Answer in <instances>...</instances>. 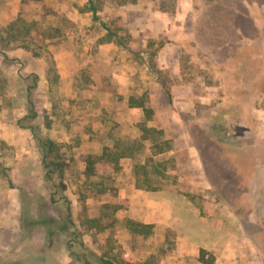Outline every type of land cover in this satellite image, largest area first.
<instances>
[{"label": "rangeland", "instance_id": "rangeland-1", "mask_svg": "<svg viewBox=\"0 0 264 264\" xmlns=\"http://www.w3.org/2000/svg\"><path fill=\"white\" fill-rule=\"evenodd\" d=\"M92 2L101 19L117 29L139 55L113 42L115 48L107 47L105 55H99V39L106 31L86 11L87 0H0V25L19 17L50 52V56L42 53L33 58L27 51L28 59L13 50L6 52L8 58L0 54V264H53V260L68 264L71 260L65 232L56 231L47 251L38 252L49 240L39 224L28 223L43 218L45 206L57 217L48 205L44 169L33 134L17 124L26 113L24 88L32 79L27 77L30 73L39 76L33 91L38 115L32 123L62 147L68 164L55 181L64 183L75 222L71 229L81 231L80 238L88 248L127 252L138 264H168L165 257L176 250L178 231L192 236L211 230L218 238L202 243L213 248V252L205 249L213 264L216 257L221 258V264H264V0ZM12 3L17 13L8 20ZM68 17H75L78 24ZM49 46L70 49H62L63 68L57 67ZM11 58L27 59V63ZM122 66L126 90L144 96L145 105L153 111L145 122L147 127L160 132L139 141L144 146L134 149L132 159L120 160L115 169L98 168L87 175L89 156L100 155L105 147L119 152L126 143L141 137L140 130L139 137L133 133L118 136L114 131L120 123L111 117L104 133L95 130L97 123H91L99 110L91 113L89 102L93 101V108L98 106L89 94L98 90L100 79V90L114 95L111 78ZM68 68L71 76L60 78L57 71L66 73ZM159 79L171 97L164 93ZM159 87L163 98L158 96ZM214 115L222 119L213 120ZM194 123L218 136L227 148L241 146L245 157L248 150L253 154L256 167L250 190L243 197L239 191H214L189 131ZM164 139L170 149L154 159L166 157L165 174L162 169L157 174L148 167L147 183L160 187L138 192L144 202L151 197L169 198L171 210L166 216L174 228H167L165 240L158 242L155 253H149L145 241L150 234L137 236L126 227L129 198L122 189L135 184L134 164L144 163L152 155L151 143ZM223 196L249 213L243 226ZM118 199H126L127 206L114 209ZM85 215L102 217L105 227L82 226ZM161 216L165 217L163 211ZM211 222L223 223L227 229L221 224L209 229ZM187 263L203 264L197 257Z\"/></svg>", "mask_w": 264, "mask_h": 264}, {"label": "trees", "instance_id": "trees-1", "mask_svg": "<svg viewBox=\"0 0 264 264\" xmlns=\"http://www.w3.org/2000/svg\"><path fill=\"white\" fill-rule=\"evenodd\" d=\"M86 11H89L92 20L98 22L106 31L105 35L99 39V42H113L117 46H121L132 52L134 55H139V51L132 50L130 45L123 41L117 29L111 27L107 22L101 19L92 0H87ZM37 38L36 33H32L27 22L20 21L18 17L10 21L6 26L0 25V54L4 58H8L7 51L20 48L28 51L33 58H40L42 53L46 56H50V52L42 47L40 39ZM11 60H19L23 64L27 63V59L23 58H11ZM29 76H32V79L30 82H25L24 88L26 113L17 119V124L21 127L28 128L33 134L35 146L40 155V162L44 169L43 186L49 194L48 205L57 215V217L51 216L47 212V206H45L43 218L38 221H28L29 224H33L34 222L39 224L45 238L49 240L46 246L40 247L38 252L47 251L53 234L56 231H63L67 234L66 249L68 256L71 258L68 264H73L74 261L81 262L82 264H138L127 252L119 251L116 254L113 253L110 248L101 251L98 246L95 250L88 248L84 244L82 238H80L81 231L76 227L71 229V227L75 226V222L72 216L70 199L65 193L64 183L61 180L55 181V177L61 176L64 172L68 164L67 159L61 151L62 147L60 143L48 135H42L32 123L38 115L34 106L33 91L37 87L39 76L36 73H30L27 77ZM159 82L164 93L168 97H171V93L164 82L160 79ZM128 104L131 107H138L142 111L144 119H140L137 123L141 132V137L126 143L125 147L119 152L115 151V149L109 150L105 147L100 155H95L94 157L89 156L85 167V173L87 175L92 174L98 168L115 169L119 166V161L123 158L132 159L134 149L144 146L143 143L139 141L142 142L145 140L149 133L157 134L160 132V130H156L155 128L147 127L145 123L152 118L153 111L145 105L144 96L131 94L128 99ZM218 118L222 119V116L218 117V115H214L212 117L213 120ZM189 131L198 151L204 175L214 191H239V197L240 195L243 197L247 191L250 190L249 185L254 174L253 168L256 167L253 154L248 150L246 153L248 156L245 157V152L241 146H232L231 149L227 148L226 144H224L218 136L213 135L211 131L199 124H192ZM150 148L152 150V155L148 157L144 163L134 164L132 171L136 186L145 190H155L160 187L151 186L147 183L150 178L148 167L150 166L157 174H159L162 169V174H165L163 168L167 161L165 160L166 157L163 156L155 160L154 156L167 152L170 149L169 141L164 139L161 143L152 142ZM262 149L264 148H261L263 158L264 151H262ZM141 171L142 175L139 176V172ZM223 199L237 215L243 226L245 217L248 216L249 213L246 214L244 211L240 210L236 206L237 201H232L227 196H223ZM115 202L117 205L114 209L126 207L128 203L126 199H118ZM80 223L84 227H96L100 225L102 226L100 228L105 227L102 224V217L100 216L88 217L85 215ZM125 224L126 227L137 236L144 237L151 234L153 231V224L151 223H143L128 218L125 220ZM198 261L203 264H213L212 256L209 255L205 249L199 250ZM53 264L60 263L57 260H53Z\"/></svg>", "mask_w": 264, "mask_h": 264}, {"label": "crops", "instance_id": "crops-1", "mask_svg": "<svg viewBox=\"0 0 264 264\" xmlns=\"http://www.w3.org/2000/svg\"><path fill=\"white\" fill-rule=\"evenodd\" d=\"M13 4V3H12ZM10 14H6L8 20L13 19L16 16L17 8L13 4V8L11 11H9ZM3 18V16L1 17ZM72 22H75V17H68ZM71 22V23H72ZM60 47V46H59ZM107 47H109V50L112 47H116L112 42L111 43H101L98 44V53L101 56L105 55V50ZM66 47L62 48H55L53 46H49V50L53 53L54 59L57 62V67L62 66L64 67L63 61L65 60V57L62 54V49H65ZM67 51H70V49H65ZM14 54L17 56H24L28 59L29 53L23 49L17 48L13 50ZM123 68L124 66L117 69V73H114L113 78H111V82L113 86L116 89V93L112 95L110 92L102 91L100 90V79H99V85L98 90L93 91V93L89 94V97L92 100H97L95 106L97 105V108H93V101L89 102L92 103L89 107L91 109V113L95 110H99L96 115L97 118H92V120H95V122L91 123H97V129L96 131L100 132H106L105 131V124L109 123L108 118H113V120L120 123L119 129H115L118 136L127 137L130 136V133H133L134 136L140 135L139 128L137 126V123L140 121L142 113L141 109L138 107H131L128 104V99L131 92H128L126 90V83L125 78L123 77ZM70 68L67 69V72L64 73L61 69H59L57 72L60 76V78H63V76H71L72 73H70ZM97 84V83H96ZM100 86V87H99ZM158 96L163 98L161 87L157 89ZM120 98V101H119ZM119 101V102H118ZM103 113V114H102ZM93 114V113H92ZM104 137V136H103ZM106 141H108L107 136ZM88 146H92V142L88 143ZM128 161V158H123V161ZM132 181H134L132 179ZM144 189L138 188L134 182L131 183V185L124 187L122 191H125V196L129 198V217L133 218L135 220H139L143 223H151L153 224V231L150 234L151 238L149 240L145 241V252L149 253H155L158 248V242H163L165 240V230L167 228H174L171 222L168 220V211H170V199L163 196L161 198L157 197H151L149 200H146L145 202L140 199V193L138 191H143ZM152 208V211H150ZM149 209V210H148ZM161 209V212L165 213V217L161 216V212L159 210ZM151 212V213H146ZM221 224V228H226L227 226L223 223L219 222H211L207 227L210 228H217ZM240 224L238 223V226ZM193 227H196L194 225ZM229 233V232H228ZM153 237V238H152ZM157 238V241H154V238ZM208 238L217 239L218 237L214 235V233L211 230H203L200 233H194L192 236H190V233L185 234L183 232H177L176 234V243L177 248L172 253L168 254L165 257V262L168 264H188L187 260L189 259H196L199 255L200 249H206L210 252H213V248L209 247V244L207 247H205L202 243V241L207 240ZM156 240V239H155ZM205 243V242H204ZM125 245V244H124ZM125 247V246H124ZM228 247V245H227ZM226 247V248H227ZM189 254H193L192 258L187 257ZM227 261V259H226ZM215 264H221V258L216 257L215 258ZM227 264V262H225Z\"/></svg>", "mask_w": 264, "mask_h": 264}]
</instances>
